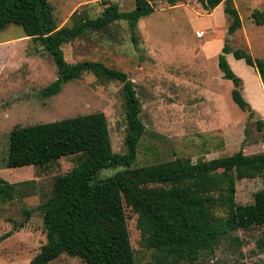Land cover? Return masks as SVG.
Returning <instances> with one entry per match:
<instances>
[{
  "label": "rangeland",
  "instance_id": "obj_1",
  "mask_svg": "<svg viewBox=\"0 0 264 264\" xmlns=\"http://www.w3.org/2000/svg\"><path fill=\"white\" fill-rule=\"evenodd\" d=\"M58 26L70 24L75 10L98 16L106 2H117L130 11L134 0H48ZM242 26L227 33L229 17L223 3L209 13L195 0L171 6L154 0V11L136 26L137 45L131 40L125 20L104 31H88L62 45L67 62L99 61L119 69L135 84L140 118L145 130L132 166H144L186 157L192 162L208 160L237 151H264V81L257 71L226 54L229 67L242 80L243 97L254 110L249 118L232 100L233 83L222 76L218 55L225 39L232 48L242 47L264 60V24L251 20L254 10L264 9V0H233ZM8 39H16L7 43ZM0 178L18 183L26 194L0 203V264H26L46 242L42 213L38 206L49 196L54 179L70 171L77 155L62 157L47 166H5L11 130L16 126L51 122L93 112L106 115L114 152H125L126 129L122 83L100 79L89 72L64 82L52 96L41 90L57 78L56 66L41 42L25 36L20 25L0 30ZM262 119L259 128L257 120ZM120 168L105 169L100 177ZM28 184H24L27 183ZM264 188V173L236 182V202H252ZM28 192V193H27ZM124 194L129 234L136 264H168L170 258L141 243L136 216ZM32 211L27 215L26 211ZM6 215V217H4ZM21 223L23 227L21 228ZM17 228V231H16ZM20 229V230H19ZM9 233L8 235H6ZM49 264H84L77 257L61 254ZM178 264H190L181 262ZM195 264H264V225L239 228L220 235L210 249L200 251Z\"/></svg>",
  "mask_w": 264,
  "mask_h": 264
},
{
  "label": "trees",
  "instance_id": "obj_2",
  "mask_svg": "<svg viewBox=\"0 0 264 264\" xmlns=\"http://www.w3.org/2000/svg\"><path fill=\"white\" fill-rule=\"evenodd\" d=\"M134 1L130 11H121L117 2H106L96 17H89L85 9L75 10L70 15V24L59 27L48 0H0V30L8 24L20 25L25 36L44 44L55 63L57 78L41 90L43 97L54 95L64 82L89 72L103 80L121 82L125 108L123 153L113 151L108 121L101 111L16 125L11 130L7 167L47 166L62 157L78 156L77 164L70 171L54 179L51 193L37 207L42 213L46 242L26 264H49L61 254L77 257L84 264H136L124 194L130 198L129 208L136 216L135 226L142 245L169 257L168 264H195L200 251L210 249L220 235L264 225V188L254 192L252 202L247 204L237 203L235 196L237 180L264 173V151L254 154L237 151L196 162L176 157L132 166L145 130L134 82L125 72L99 61L70 63L65 60L63 44L88 31L107 30L118 20L127 22L136 46L137 23L154 11V0ZM179 1L167 0L171 6ZM195 1L207 13L223 3L229 17L227 33L233 34L241 28L242 21L233 0ZM251 20L263 25L264 9L254 10ZM228 53L253 67L262 81L264 60L253 57L245 48H232L228 38L218 55L223 78L233 83V102L253 118L254 110L242 95V80L227 63ZM257 123L260 128L262 119ZM110 168L120 169L112 175L99 176L102 170ZM24 194L18 183L0 178V203ZM26 213L29 215L32 211Z\"/></svg>",
  "mask_w": 264,
  "mask_h": 264
},
{
  "label": "crops",
  "instance_id": "obj_3",
  "mask_svg": "<svg viewBox=\"0 0 264 264\" xmlns=\"http://www.w3.org/2000/svg\"><path fill=\"white\" fill-rule=\"evenodd\" d=\"M221 5V4H220ZM219 5V6H220ZM27 37V36H26ZM27 38H29V37H27ZM16 39H8V40H6V42L7 43H9V42H13V41H15ZM2 43H5L4 41H2L0 44H2ZM0 207L3 209V210H5L6 208H7V205H1L0 204ZM4 217H6V215L4 216ZM23 226H21V228H22ZM20 230V229H19ZM16 231H17V229H16Z\"/></svg>",
  "mask_w": 264,
  "mask_h": 264
}]
</instances>
